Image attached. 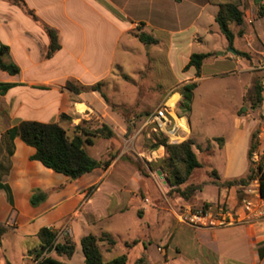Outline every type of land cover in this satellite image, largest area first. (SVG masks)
Listing matches in <instances>:
<instances>
[{
  "label": "rangeland",
  "instance_id": "374dc122",
  "mask_svg": "<svg viewBox=\"0 0 264 264\" xmlns=\"http://www.w3.org/2000/svg\"><path fill=\"white\" fill-rule=\"evenodd\" d=\"M223 1L239 5L244 16L242 25H230L235 35L232 44L215 22L218 12L215 6H209L202 11L195 25V40H190L189 35L194 32L191 30L185 35L187 40L175 44L171 52L168 43L163 42V36L159 34L152 35L157 43H142L138 36L142 33L143 26L138 24L116 53L111 73L106 79L93 85L101 84V91H96L99 93L97 97L89 102L87 99L79 100L80 105H76L79 117L61 114L57 118V123L70 137L80 133L79 128L89 132L104 130L105 133H111L110 138L92 137L93 145H85L87 152L91 153L95 160L102 162V165L109 163L117 166L119 172L111 179L137 180L132 195L133 198L142 200V204L130 202L126 194L113 193L115 185L107 183L95 195L89 207L96 215H105L112 195L118 199L117 204L124 203L132 207V210L128 208L129 212L124 215L113 216L112 213L102 222L90 220L94 226L92 234L102 239L99 247L105 261L125 255L126 264H147L144 249H149V257L154 261L162 260L161 254L166 253V261L198 264L193 261L195 254L189 234L183 230L176 232L175 243H182L188 257L183 260L179 249L170 251L175 248L174 233L168 243L156 239L158 232L166 235L173 231V228L165 226L159 231L155 228L150 231L151 236H147L148 229L141 228L139 220L152 224L153 219L160 215L161 220L166 219L171 224L172 214L182 226L206 229L210 228L209 221L204 224L193 223L191 220L194 215L207 216L212 213L213 218H219L220 213H224L227 219L230 215L233 220V225L229 227H234L245 222L244 216L248 213L245 209L246 201H251L256 206L262 204L259 191L261 181L256 172L260 166L264 168V126L260 118V91L264 90L263 2ZM4 34L5 38L13 40L14 33L10 29H6ZM232 49L236 51L242 65H236L234 61L213 63L214 58H227L232 54ZM201 53H210L212 57L206 62L202 71L203 78L200 80L192 76L191 72H184V65L189 54ZM220 53L222 55L219 56ZM232 70H236V73L230 74ZM221 73L226 74L222 75L223 77L208 78ZM193 83L197 84V88L193 91L191 108L187 111L183 96L184 86ZM71 85L81 90L79 94L71 92L74 100L80 94L94 92L90 90L91 87H84L77 82ZM177 97L179 99L173 104ZM167 104H171L178 116L189 118L198 141L192 135L187 138L181 134L172 137L151 130L141 131L142 118ZM62 115H66L68 119L62 120ZM238 119H241V127L250 137L248 166L252 164L255 174L253 179L244 185L229 186L224 185V181H218V176L214 175L210 164L221 169L223 163L217 156L216 158L211 155L215 153L213 148L223 147L224 136L228 137L235 132V120ZM53 120L55 121V118ZM8 126L9 124L5 123L2 129H7ZM217 136H221L223 141H218V138L204 141L205 138ZM189 139L195 143L193 151L201 168L194 170L189 180L178 186L171 176L168 151L162 144L166 142L169 145H177ZM243 143L240 141V145ZM122 172L124 174L121 175ZM77 180L71 181L68 178L65 183L45 190L34 188L32 193L36 190H52L50 197L62 192ZM191 186H199L200 189L192 194L188 193L187 189ZM91 188L85 190V200L93 194L96 186L94 190ZM214 200V203H209ZM27 205L29 208H36L30 201ZM9 211L0 217V230L3 231L0 241V264H37L40 241L38 232H32L24 224L26 207L22 205L19 210L12 208ZM78 220V212H75L56 228L57 242L65 243L70 240L75 244L74 256L68 259L58 256L55 252L48 253V256L66 264H85L81 237L87 232L76 222ZM32 221L34 220H30L31 223ZM144 235L147 237L141 238ZM109 240L114 244L111 245ZM140 260L143 262H139Z\"/></svg>",
  "mask_w": 264,
  "mask_h": 264
},
{
  "label": "crops",
  "instance_id": "0c3cea01",
  "mask_svg": "<svg viewBox=\"0 0 264 264\" xmlns=\"http://www.w3.org/2000/svg\"><path fill=\"white\" fill-rule=\"evenodd\" d=\"M23 2L33 11L39 22L10 0H0V44L9 47L10 61L20 68V73L14 76L0 70V85L10 86L5 93H0V185L4 187L0 188V217L5 216L12 208L19 210L23 205L26 207L24 224L29 230L37 233L42 228L56 231L61 223L78 212L79 220L76 222L87 232L82 235V239L93 235L94 226L90 220L102 222L112 213L113 216L124 215L129 212L128 208L132 210L127 204H117L118 199L112 195L107 213L96 215L89 207L99 190L105 184L113 183L115 185L113 193L126 194L130 202L140 205L143 201L133 198L132 195L137 180L111 179L119 172L117 166L108 163L109 166L106 167V164L102 165L99 161L101 164L99 168L70 183L62 192L51 195L40 206L29 208L27 204L34 188L45 190L58 186L65 183L68 177L45 166L44 169L40 162L32 161L36 150L27 146L19 133L11 136V131L18 129L22 122L58 124L57 118L61 114L79 117L77 108L80 105L79 100L87 99L89 102L99 93H83L74 100L68 85L77 82L84 87H92L106 79L111 73L121 44L127 41V37L138 24L143 26L142 33L162 35L163 42L168 43L171 52L175 44L187 40L185 35L191 30L194 32L189 35L190 40H195V25L202 11L209 6H215L219 11V4L225 1L23 0ZM41 24L54 28L59 34L61 49L50 59L46 57L50 39ZM6 29L14 33L13 40L4 37ZM190 56L191 54L188 55L184 67ZM208 60L202 67L200 80L203 78L202 71ZM216 61H234L236 65H242L237 53H232L224 59L214 58L213 63ZM188 71L193 74L192 76H196L194 68ZM229 73L234 74L236 70ZM224 74L226 73L214 74L208 78L223 77ZM183 118L178 119L183 124L179 134L185 135V138L192 135L198 141L189 118L185 116ZM235 122V132L228 137L224 136L223 147L213 148L215 153L211 155L217 156L223 163L221 169L210 164L221 181L241 178L248 170L250 137L248 132L242 129L241 119ZM5 123L9 126L3 130L2 126ZM214 138L221 136L208 137L204 141ZM240 141L244 143L240 145ZM91 157L95 159L93 155ZM95 186L93 194L85 200V190ZM215 200L209 203H214ZM78 209L80 210L77 211ZM171 218L173 221L171 224L166 219L161 220L160 215L155 218L156 220L153 219L152 224L144 220H139V224L141 228L148 229L147 236H151L150 231L155 228L158 231L165 226L173 228V231L166 235H161L160 232L156 234V239L163 240L164 243H168L173 233L175 243L176 232L179 230L189 234L192 237L191 245L195 254L193 261L198 264H264V216L252 218L234 227L206 229L185 227L177 222L172 214ZM30 220L34 221L31 223ZM174 247L170 251H176L177 248L183 260L188 258L182 243H175ZM149 252V249H144L147 264H180L166 261V253L161 254L162 260L154 261L149 257Z\"/></svg>",
  "mask_w": 264,
  "mask_h": 264
},
{
  "label": "trees",
  "instance_id": "16d2710c",
  "mask_svg": "<svg viewBox=\"0 0 264 264\" xmlns=\"http://www.w3.org/2000/svg\"><path fill=\"white\" fill-rule=\"evenodd\" d=\"M14 4L20 6L31 18L36 22H39L38 18L35 16L33 11L29 10L23 0H10ZM264 13V6L262 7ZM215 21L220 27L222 34L227 38V40L232 44L235 35L230 29V25L236 23L237 25H242L244 22L243 12L240 10L239 5L233 2H222L219 4V11L215 18ZM47 33L50 44L47 52V59L52 58L60 49V38L57 30L49 27L45 24H41ZM139 40L144 44H155L157 40L149 34L141 33L139 34ZM9 47L0 44V70L7 72L10 75H18L20 73V68L10 61L9 59ZM212 57L210 53L192 54L190 56L189 62L184 68V72H187L191 68L196 70V77H201L202 67L207 59ZM101 84L97 86H92L91 91H101ZM10 88L9 85H0V93H5ZM197 88V84H188L184 86L185 96V108L190 110L193 91ZM68 89L79 94L81 90L73 88L71 84L68 85ZM260 108L262 105V91H260ZM179 98L177 97L176 101ZM172 104V105H173ZM171 105V104H170ZM62 120L68 119L66 115L61 116ZM80 130V133L76 134L74 137L67 135L66 131L59 124H45L40 122L28 121L22 122L18 129L11 131V136L14 133H19L21 140L30 147L36 150L35 155L31 158L33 161H38L42 166L56 172L63 174L69 178V180L74 181L82 176L91 173L95 169L100 167L99 161L92 158L87 152L85 145H93L92 137L104 136L105 138H110L111 133H105L104 130L87 131ZM83 136H86L84 139ZM218 141H223V139L218 138ZM163 146L166 147L169 154V167L171 169V176L174 179L175 185L181 186L185 184L191 177L194 170L201 168V164L197 159L196 154L193 151L194 141L189 139L177 145H169L163 142ZM109 166L108 163L105 165ZM255 174V169L250 163L246 174L237 179L224 181V185L229 186L234 185H244L253 179ZM256 174L260 178V196L264 199V168L260 166L257 169ZM214 175L218 176L214 171ZM219 181L220 178L218 177ZM0 188L4 187L0 185ZM91 189H95L92 187ZM200 189L199 186L189 187L188 193H194ZM51 191L36 190L32 193L30 198V204L33 207H37L44 203ZM3 231L0 230V241ZM37 237L40 241V250L37 255V264H66L55 258L48 256V253L55 252L58 256H65L71 259L75 252L76 246L72 241H67L65 243L57 242V231L51 228H42ZM102 239L97 238L94 235H88L81 239V247L85 257V264H126L127 257L125 255L112 259L110 261H105L103 259L99 243ZM111 245L114 244L112 240H109ZM45 254V255H44ZM139 262H143L140 260Z\"/></svg>",
  "mask_w": 264,
  "mask_h": 264
},
{
  "label": "built area",
  "instance_id": "2783aa9c",
  "mask_svg": "<svg viewBox=\"0 0 264 264\" xmlns=\"http://www.w3.org/2000/svg\"><path fill=\"white\" fill-rule=\"evenodd\" d=\"M264 6V0H262ZM264 63V55L262 58ZM261 123L264 126V90L262 92V105L260 108ZM178 119H183V116H178L174 108L170 104L161 106L155 109L153 112L146 114L141 120V131L151 130L154 133H160L166 136L177 137L179 132L183 129V126L179 123ZM262 198V197H261ZM262 204L256 206L251 201L245 202V209L248 213H245L243 221H250L252 218L264 216V201ZM193 223L198 222L204 224L209 221L210 228L219 227L225 228L233 225V220L229 215L228 219L224 213H220L219 218H213L212 213L207 216L194 215Z\"/></svg>",
  "mask_w": 264,
  "mask_h": 264
},
{
  "label": "water",
  "instance_id": "95a60500",
  "mask_svg": "<svg viewBox=\"0 0 264 264\" xmlns=\"http://www.w3.org/2000/svg\"><path fill=\"white\" fill-rule=\"evenodd\" d=\"M257 2H258V3H262V0H257ZM231 52H232L233 54H236V51L233 50V49L231 50ZM219 55H222V53H220Z\"/></svg>",
  "mask_w": 264,
  "mask_h": 264
},
{
  "label": "bare ground",
  "instance_id": "6f19581e",
  "mask_svg": "<svg viewBox=\"0 0 264 264\" xmlns=\"http://www.w3.org/2000/svg\"><path fill=\"white\" fill-rule=\"evenodd\" d=\"M179 120H181V119H179ZM179 123L183 126V124L181 122H179Z\"/></svg>",
  "mask_w": 264,
  "mask_h": 264
}]
</instances>
